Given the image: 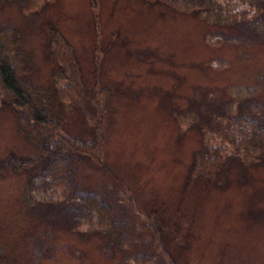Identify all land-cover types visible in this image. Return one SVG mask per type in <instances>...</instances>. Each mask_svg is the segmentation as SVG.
Segmentation results:
<instances>
[{
  "label": "rangeland",
  "instance_id": "obj_1",
  "mask_svg": "<svg viewBox=\"0 0 264 264\" xmlns=\"http://www.w3.org/2000/svg\"><path fill=\"white\" fill-rule=\"evenodd\" d=\"M176 8L45 0L24 17L0 4V27L21 30L37 85L50 86L51 24L72 47L85 88L102 92L107 171L77 162L76 186L106 200L122 222L119 246L83 220L65 226L75 214L50 209L63 208L62 199L24 195L23 178L5 162L38 157L53 134L19 116L18 124L0 105V264H264V165L234 161L210 183L188 180L198 156L233 153L240 127L264 118V40L217 39L212 23ZM241 91L249 92L237 100ZM56 108L58 134L91 137L94 122L77 107ZM153 211L163 212L157 237L148 229Z\"/></svg>",
  "mask_w": 264,
  "mask_h": 264
},
{
  "label": "trees",
  "instance_id": "obj_2",
  "mask_svg": "<svg viewBox=\"0 0 264 264\" xmlns=\"http://www.w3.org/2000/svg\"><path fill=\"white\" fill-rule=\"evenodd\" d=\"M42 1L45 0H0V4L6 2L17 5L22 16L30 17L40 10L38 7ZM145 1L150 5L159 3L175 6L183 13L202 17L219 29L216 33L217 39L220 37L223 40L237 39L247 42L264 40V0ZM221 27L229 28L228 32L222 31ZM46 33L44 49L51 66L48 91L33 81L36 63L32 54L23 49L21 30L0 27V105L12 110L14 116L18 118V124L20 117L34 126L50 130L53 134L51 142H42L39 145L38 157L25 159L11 154L5 163L12 173L23 178L24 195H31V192H34L39 197L48 198L49 201L54 199L64 201L63 208H57L55 205L50 206V209H58L64 213L67 211L66 208L75 214L64 216L65 226L70 227L83 220L87 228L91 229L90 232H98L102 228L110 236H116L114 240L121 246L122 222L114 220L111 206L106 200L84 190L77 192L75 179L77 162H86L107 171L102 161L105 140L102 135V92L98 89L90 92L85 88L75 53L62 33L51 24L46 27ZM95 61L97 62V59ZM97 65L98 63L96 68ZM256 87L257 85H254V90ZM245 92L249 91L238 92L237 100L246 95ZM63 103L77 107L84 117L94 122V130L89 139L57 133L60 109L56 107ZM233 106L234 103L230 105ZM203 116L202 113L201 118ZM249 123L240 127L237 140L231 142L234 145L233 153L225 156L214 155L212 159L205 158L202 163L198 161V156L196 163L189 169V182L204 180L210 183L214 181L216 175L227 171L230 167L228 164L234 161L263 166L264 118L260 122L250 119ZM158 215L163 217V212L157 214L153 211L150 216L148 229L151 237L156 236L155 233L160 236L163 233V225ZM157 224L160 227H157ZM161 244V249L166 255V245ZM159 254L162 256L160 251Z\"/></svg>",
  "mask_w": 264,
  "mask_h": 264
}]
</instances>
